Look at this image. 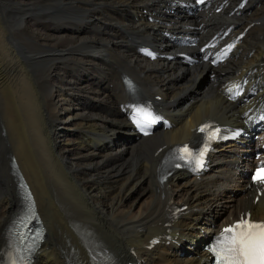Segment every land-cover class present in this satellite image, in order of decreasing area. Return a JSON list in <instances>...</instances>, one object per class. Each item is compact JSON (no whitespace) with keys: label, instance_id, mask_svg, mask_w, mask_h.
Instances as JSON below:
<instances>
[{"label":"bare ground","instance_id":"6f19581e","mask_svg":"<svg viewBox=\"0 0 264 264\" xmlns=\"http://www.w3.org/2000/svg\"><path fill=\"white\" fill-rule=\"evenodd\" d=\"M221 1L189 13L175 0H0V235L26 202L24 180L46 226L32 264H95L94 246L113 254L106 264H200L206 236L241 213L264 218V195L253 202L244 174L257 142L249 138L218 147L199 178L159 180L164 152L196 138L198 124L245 125L264 107V0H226L217 11ZM251 22L217 67L176 58ZM190 33L191 45L170 39ZM142 44L168 58L146 59ZM203 73L211 82L198 90ZM126 74L146 97L160 96L168 126L138 134ZM240 79L254 93L228 100Z\"/></svg>","mask_w":264,"mask_h":264},{"label":"snow or ice","instance_id":"6c2138e0","mask_svg":"<svg viewBox=\"0 0 264 264\" xmlns=\"http://www.w3.org/2000/svg\"><path fill=\"white\" fill-rule=\"evenodd\" d=\"M145 53L152 58H155L154 54L150 51L143 50ZM231 91V90H230ZM134 118L139 126L143 129L145 126H150L156 123L159 117H154L150 112L136 109ZM200 131H204L203 128ZM189 154V149L185 146L177 150V155L180 159H187ZM202 157L203 153H199ZM202 166L203 161L200 160ZM257 181H264V168H261L256 172L254 177ZM235 228L246 229L236 232ZM235 228L226 229V232H232L233 236L231 238L225 237L224 242L221 244V251L219 255L224 259V244H228L229 247L226 249L231 252L233 256L239 257L242 264H264V225L262 224H249L245 222L244 224H238ZM252 229H258L259 231H252ZM216 251V249H213Z\"/></svg>","mask_w":264,"mask_h":264},{"label":"clouds","instance_id":"9594fccd","mask_svg":"<svg viewBox=\"0 0 264 264\" xmlns=\"http://www.w3.org/2000/svg\"><path fill=\"white\" fill-rule=\"evenodd\" d=\"M141 51H143V49H141ZM123 83L125 85V90L129 93L135 94L138 90V86L134 83V81L127 75L122 77ZM136 109H141L147 112H150L154 117H157L154 114L153 108L150 104H139L136 105L134 107H132L131 111L127 113L129 120L131 122V124L133 125V127H136L137 130H141V127L139 126V124L136 122L134 115H135V111ZM198 165L201 166L200 161H197ZM203 166V164H202ZM201 166V167H202Z\"/></svg>","mask_w":264,"mask_h":264},{"label":"rangeland","instance_id":"374dc122","mask_svg":"<svg viewBox=\"0 0 264 264\" xmlns=\"http://www.w3.org/2000/svg\"><path fill=\"white\" fill-rule=\"evenodd\" d=\"M208 74V73H207ZM211 77H208V79H207V82L204 84V85H200V84H198L199 85V87H202L201 89H198V90H202L204 87H206L211 81ZM12 88H15V86L14 87H12ZM197 90V91H198Z\"/></svg>","mask_w":264,"mask_h":264}]
</instances>
